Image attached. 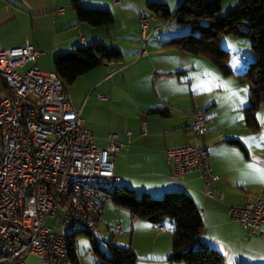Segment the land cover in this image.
<instances>
[{
    "label": "crops",
    "instance_id": "1",
    "mask_svg": "<svg viewBox=\"0 0 264 264\" xmlns=\"http://www.w3.org/2000/svg\"><path fill=\"white\" fill-rule=\"evenodd\" d=\"M118 1L116 4L115 0H80L84 8H107L114 15L112 25L92 27L78 21L71 0H0V51L30 42L41 52L38 68L53 72L54 57L58 54L85 48L93 42L116 47L122 53V60L116 62L112 70L94 75L87 73L90 76L85 77H90L89 81L72 99L81 109L85 127L94 134L100 147L107 145L111 134L126 143L114 159L118 187H127L138 195L147 193L153 198H161L167 192L186 191L203 214L202 241L222 254L224 264H264V236H254L249 228L232 220L228 214V206L245 204L247 193L264 199V181L257 171L264 169V109L258 114L260 130L252 132L243 122V110L249 105L246 86L237 84L235 78L228 80L204 57L183 54L163 45L187 33L188 29L179 24L173 26L174 20H162L165 27H159L158 18L146 8L162 0ZM172 1L177 7L184 2ZM241 1L234 0L233 7L228 9ZM142 15L152 18L148 42L142 35ZM226 41L228 47L224 48H233L239 54L251 47V43L242 39ZM238 58L246 62L248 57ZM235 64L236 60L230 63L235 73H242L248 65L242 63L234 67ZM180 72L184 73L174 75ZM154 108L168 109L170 115L148 113ZM193 110L205 113L207 133L204 138H197L191 129L189 115ZM105 113L114 124L102 121ZM229 140L240 141L243 148ZM194 144L210 147L215 179L208 186H204L197 172L185 176L186 187L169 178L173 167L165 161L166 152ZM205 189L223 196V202L204 195ZM112 204L115 208L109 206L100 222L103 229L115 231L109 241L114 243L117 233L129 234V248L137 256V264H184L169 261L172 236L167 235L165 221L162 224L166 231L158 233L154 224L132 217L127 210L121 212ZM169 223L174 228L171 220ZM97 237L94 239L99 242V250L107 252L101 249V240ZM88 254L94 264L99 263L93 247ZM76 255L79 264H83L77 246ZM26 264H41V261L37 255H31Z\"/></svg>",
    "mask_w": 264,
    "mask_h": 264
},
{
    "label": "built area",
    "instance_id": "2",
    "mask_svg": "<svg viewBox=\"0 0 264 264\" xmlns=\"http://www.w3.org/2000/svg\"><path fill=\"white\" fill-rule=\"evenodd\" d=\"M151 19L141 18L146 42ZM40 55L30 42L0 51V264H26L31 255L41 264H74L69 240L80 231L99 234L118 187L114 159L126 146L116 134L105 147L96 143L68 85L55 71L38 68ZM189 116L196 137L204 138L205 113L193 110ZM165 161L177 184L186 187L183 179L193 172L204 186L214 182L206 144L168 150ZM203 194L223 202L211 190ZM245 197L244 205L228 206V214L254 236H264V199ZM117 227L122 231L119 222ZM155 227L166 231L162 223Z\"/></svg>",
    "mask_w": 264,
    "mask_h": 264
},
{
    "label": "trees",
    "instance_id": "3",
    "mask_svg": "<svg viewBox=\"0 0 264 264\" xmlns=\"http://www.w3.org/2000/svg\"><path fill=\"white\" fill-rule=\"evenodd\" d=\"M223 1L185 0L175 14L167 3H150L147 9L158 19L174 20L189 29L188 33L164 42V46L183 54L204 57L223 76H235L240 83L249 86V105L243 110V121L252 132H258V113L264 107V0H242L226 15H221ZM71 8L79 22L92 27L110 26L114 23V15L107 8H84L80 5V0H71ZM224 38L250 40L254 60L248 63L242 73H235L231 68L230 51L222 46ZM121 60L122 53L116 47L93 42L85 48H75L56 55L54 71L69 87L92 70ZM148 113L164 117L170 115L165 108H154ZM229 141L243 148L240 141ZM111 202L117 208L127 210L132 217L154 225L167 219L175 224L171 233L172 251L169 261L184 264H224L222 254L202 241L205 232L203 214L186 191L167 192L157 199L147 193L138 195L127 187H117ZM79 235L90 237L93 252L99 259L98 264H137L138 258L131 248L117 246L111 240L108 242L107 252H102L98 248V240L82 231L75 233L69 240L70 257L74 264H79L76 255Z\"/></svg>",
    "mask_w": 264,
    "mask_h": 264
},
{
    "label": "rangeland",
    "instance_id": "4",
    "mask_svg": "<svg viewBox=\"0 0 264 264\" xmlns=\"http://www.w3.org/2000/svg\"><path fill=\"white\" fill-rule=\"evenodd\" d=\"M161 1V0H160ZM165 1L166 0H162L160 3H165ZM177 1V0H176ZM185 1V0H184ZM233 1L234 0H224L223 1V4H222V10H221V15H226L227 14V12L229 11V9H228V7H233L232 5V3H233ZM183 3V2H182ZM168 5H169V8H170V10L172 11V13L173 14H175L176 12H177V10L179 9V7H177V6H175V4H174V2L172 1V0H170V3H168ZM177 7V8H176ZM147 9V8H146ZM147 11H148V13L149 14H152L151 13V11L149 10V9H147ZM157 20H159V22L161 23L160 24V28H163V27H165V23L164 22H162V20L161 19H157ZM171 23H173V26L175 25V26H179V25H177L178 23L176 22V21H172ZM167 30H168V28H166ZM188 31H189V29H188ZM188 31H187V33H188ZM185 34V33H184ZM181 35H183V34H181ZM226 40H232V39H229V38H224L223 40H222V46L223 47H228L227 45H226ZM242 40H245L246 42H249L250 43V40L249 39H242ZM228 49H230L229 51L231 52V62L230 63H233V60H236V64L234 65V67H237V66H241L242 65V63H245V64H248L249 62H251V61H253L254 60V54H253V52H252V50H251V47H249V48H246V49H243L242 51H241V53L239 54V51L237 52L235 49H233V48H228ZM237 53H236V52ZM241 55H243V56H245V57H248L247 58V61L246 62H243L242 60H240L238 57L239 56H241ZM116 64V62H112V63H109V64H107V65H103V66H101V67H99V68H97V69H95L94 71H92V72H90V73H88V74H98L99 72H102V71H104V70H106V69H108L109 70V68H111L110 70H112V69H114L115 68V65ZM29 67H31V65H28L27 66V68L25 69V70H21V73H25L27 70H28V68ZM238 67V68H239ZM238 68H236V69H238ZM108 73V72H107ZM109 73H110V71H109ZM92 75V76H93ZM86 76H90V75H87L86 74ZM120 76H122V75H120ZM89 78L90 77H85V75L84 76H82V77H80V78H78L76 81H75V83L73 84V85H69V90H70V93H71V95H72V97H73V95H74V93L75 92H77V94H79L80 93V91H81V89H83L85 86H86V84H87V80L89 81ZM228 80H233V78H235L236 80H237V84H242V83H240V81L235 77V76H231V77H226ZM242 85H244V86H246L248 89H249V86L247 85V84H242ZM74 87H76V88H74ZM262 109H264V108H262ZM262 110H260V112H261ZM259 114V113H258ZM108 114H104V118L102 119V121H104V122H106V123H108V124H114V120H111L110 119V121H109V118H108ZM244 122V121H243ZM245 123V122H244ZM107 125H104L103 127H106ZM163 197V196H162ZM157 199H159V198H157ZM109 206L110 207H112V208H115L114 206H113V204L110 202L109 203ZM109 206L107 207V210H108V208H109ZM119 211H121V212H127L126 210H124V209H119ZM170 220L169 219H167L165 222H164V225L166 226V228H167V235L169 234V235H171V233H172V231H173V229L174 228H171V225H170ZM49 224H52V221L51 222H49ZM175 225V224H174ZM100 230L102 231L101 232V234L99 233V235H97L98 237V239L99 240H101L100 241V247H101V249H107V242L111 239V237L114 235V233H115V231H108V230H106V229H103V227H102V225H100ZM116 236H115V239H114V243L116 244V243H120L121 245H127V246H121V247H124V248H129V247H131L130 245H131V243H130V240H131V236L129 235V234H115ZM134 241L135 240H133V238H132V243L134 244ZM77 253L79 254V257H80V259H81V261H82V263L83 264H94V259L92 258V256H90L88 253H89V251H91V249H92V243H91V239H90V237H88V236H86V235H81V236H79L78 237V239H77ZM145 264V263H144Z\"/></svg>",
    "mask_w": 264,
    "mask_h": 264
},
{
    "label": "snow or ice",
    "instance_id": "5",
    "mask_svg": "<svg viewBox=\"0 0 264 264\" xmlns=\"http://www.w3.org/2000/svg\"><path fill=\"white\" fill-rule=\"evenodd\" d=\"M257 171L261 172V178H262V181H264V169H257Z\"/></svg>",
    "mask_w": 264,
    "mask_h": 264
}]
</instances>
